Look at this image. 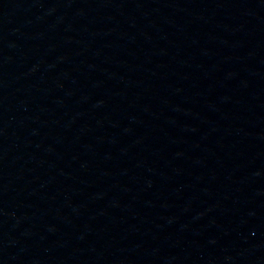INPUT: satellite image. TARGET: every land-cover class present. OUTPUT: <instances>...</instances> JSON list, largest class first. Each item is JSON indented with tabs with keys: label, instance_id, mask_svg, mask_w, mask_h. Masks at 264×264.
Returning a JSON list of instances; mask_svg holds the SVG:
<instances>
[{
	"label": "water",
	"instance_id": "95a60500",
	"mask_svg": "<svg viewBox=\"0 0 264 264\" xmlns=\"http://www.w3.org/2000/svg\"><path fill=\"white\" fill-rule=\"evenodd\" d=\"M0 264H264V0H0Z\"/></svg>",
	"mask_w": 264,
	"mask_h": 264
}]
</instances>
